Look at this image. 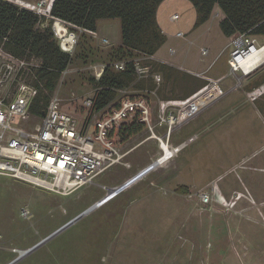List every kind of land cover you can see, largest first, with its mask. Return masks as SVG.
<instances>
[{
    "label": "rangeland",
    "instance_id": "374dc122",
    "mask_svg": "<svg viewBox=\"0 0 264 264\" xmlns=\"http://www.w3.org/2000/svg\"><path fill=\"white\" fill-rule=\"evenodd\" d=\"M175 14L176 21L171 19ZM161 16L167 40L157 57L192 73L151 58L170 68L152 66L161 78L158 86L151 82L154 95L149 96L155 137L166 133V127L155 122L158 102L181 100L201 85L214 87L201 71L216 56L222 63L233 43L219 29L224 16L217 7L196 29L195 11L187 0L166 1ZM101 22L96 38L80 39L55 90L62 109L76 119L83 115V101L93 95L88 83L91 67L110 63V54L120 46L115 21H105L106 26ZM178 33L184 37H176ZM254 39L264 45V37ZM244 78L239 73L229 76L230 86L239 91L232 100L222 96L228 87L219 80L221 91L215 97L199 96L185 111L175 108L169 143L181 146L178 155L126 191L116 189L160 154L144 124L140 133L119 142L130 169L112 167L69 194L0 176V264H264V175L253 169L250 155L246 159L240 152L223 151L220 137L230 129L227 124L235 126L249 113V93L256 85ZM140 94L131 87L125 95ZM236 130L237 141L252 131ZM234 144H229L233 151ZM259 150L254 145L248 153ZM201 191L212 197L207 206L198 201L196 193ZM22 208L30 212V219L20 217Z\"/></svg>",
    "mask_w": 264,
    "mask_h": 264
},
{
    "label": "built area",
    "instance_id": "2783aa9c",
    "mask_svg": "<svg viewBox=\"0 0 264 264\" xmlns=\"http://www.w3.org/2000/svg\"><path fill=\"white\" fill-rule=\"evenodd\" d=\"M4 1L36 15L41 28L50 24L60 51L70 56L74 53L81 34L92 38L97 36L96 32L86 31L53 17L51 8L54 0ZM171 19L178 20V15H173ZM176 37L182 38L184 35L178 33ZM254 38L240 36L233 41L228 66L234 76L239 73L244 78L258 64L264 63V45L256 44ZM101 42L107 43L106 40ZM148 60L149 58L138 55L130 60L112 62L111 69L123 72L126 64L130 63L136 82L150 80L158 86L161 78L151 71ZM39 66L37 60L28 63L0 49V176L54 193L69 194L91 184L96 176L115 166L130 169L129 163L124 160L127 153L121 152L119 142L122 129L133 120L144 124L156 138L160 154L152 164L128 178L116 192L126 191L145 180L150 173L167 167L181 149V146L169 143L176 124L172 111L175 108L185 111L193 99L199 96L210 99L221 91L216 86L219 81H216L211 89L204 87L187 99L158 102L155 122L159 128L166 127V133L155 137L150 127L152 105L149 100L154 91L147 89L140 90L141 94L134 97L125 95L130 88L120 90V100L116 106L109 105L92 113L91 96L83 101L84 112L80 119L62 109L61 99L54 92L41 118L34 117L31 107L37 90L26 83L24 75ZM104 68V64L92 66L91 76L99 80ZM249 96L254 100L258 94L252 91ZM192 140L190 138L189 142ZM196 196L203 206L212 201L211 195L205 191L196 193ZM20 217L30 219L31 214L22 208Z\"/></svg>",
    "mask_w": 264,
    "mask_h": 264
},
{
    "label": "trees",
    "instance_id": "16d2710c",
    "mask_svg": "<svg viewBox=\"0 0 264 264\" xmlns=\"http://www.w3.org/2000/svg\"><path fill=\"white\" fill-rule=\"evenodd\" d=\"M165 0H54L51 8L53 17L96 32L99 21H118L120 46L110 54L111 61L105 64L99 80L88 79L93 89L92 108L99 111L109 105L116 106L120 100L118 91L136 89L152 90L150 80L136 82L133 68L126 64L123 72L111 69V63L130 60L142 55L149 58L151 71L168 68L151 61V58L165 44L166 37L159 27L156 15ZM195 11L193 29L206 23L215 7L224 18L219 22L223 36L233 41L240 36L264 37V0H187ZM36 15L0 0V49L14 58L30 62L37 60L39 68L24 75L26 83L37 90L31 107V114L41 118L50 97L56 90L61 74L72 63L73 55L60 51L50 30V24L41 28ZM81 34L78 39L85 38ZM87 42L85 41V45ZM76 50V48H75ZM75 52V51H74ZM74 54V53H73ZM153 66V68H152ZM153 72V71H152ZM203 86L184 94L181 100L189 98ZM144 126L133 120L122 129L121 141L136 135Z\"/></svg>",
    "mask_w": 264,
    "mask_h": 264
},
{
    "label": "crops",
    "instance_id": "0c3cea01",
    "mask_svg": "<svg viewBox=\"0 0 264 264\" xmlns=\"http://www.w3.org/2000/svg\"><path fill=\"white\" fill-rule=\"evenodd\" d=\"M166 1L168 0H165L160 5L157 11V15H156V20L161 30L163 29L161 22H160L161 17H162L161 15H162V10H163V5L166 3ZM98 23H97V29H99ZM101 23H104L105 26L108 25V23H105V21ZM115 23L118 29L119 25L117 24L116 21ZM119 37H120V34H119ZM232 47H233V44H230V50L228 52V56L225 58V60L222 63L219 62L220 57L216 56V58L211 63V65L207 67L206 69H204L203 71H201L204 79H207L211 82H216L220 80V84L223 83V86L227 85L226 87L228 88L225 91H221V92L223 93L222 96L230 100H232V98H235L234 93L235 94L239 93V91L235 92L234 89H232V87L230 86V81L228 79L229 76L233 78L236 76V75L234 76L231 73L229 66H228L229 54H230V51L232 50ZM157 53L153 56V60L163 63L169 67H173L179 71H183L186 73H192V71L186 70L181 66L176 67L174 65L167 63L166 61L159 59L157 57ZM222 68H224L223 71H221ZM244 80L246 81L245 83H249L250 85L251 84L256 85V87L251 88L250 91L257 92L258 96L254 100H251L248 98L250 102H252V104L250 105L249 113L245 115L244 120L237 123L235 126H233L232 124L226 125V127L230 129L228 131L227 130L223 131L222 135L220 136L221 141H222V150L227 153L240 152L239 155H243L244 158L250 155V157H248L249 159L248 158L246 159H248L249 162L254 163V167H253L254 170H257L259 173L264 175V155L260 156L261 154L260 152L264 153V66L258 64L255 67V70L250 75L246 76ZM239 103H242L241 106H239L242 108L243 102L239 100ZM236 127L239 128V130L250 129L252 131L250 133H244L237 141V140H233L234 134L237 132ZM220 137L213 138V139L218 140L220 139ZM192 138L193 140L190 143H192L195 140V137H192ZM231 142L233 144L236 142V144L234 145L237 147V150L233 151L232 149H230L229 144ZM254 145L256 146V148H260V150L257 151L258 153L256 151H255L256 153H251V152L248 153V150H250V148L252 149Z\"/></svg>",
    "mask_w": 264,
    "mask_h": 264
},
{
    "label": "water",
    "instance_id": "95a60500",
    "mask_svg": "<svg viewBox=\"0 0 264 264\" xmlns=\"http://www.w3.org/2000/svg\"><path fill=\"white\" fill-rule=\"evenodd\" d=\"M255 70V69H254ZM254 70H252L248 75H250Z\"/></svg>",
    "mask_w": 264,
    "mask_h": 264
}]
</instances>
